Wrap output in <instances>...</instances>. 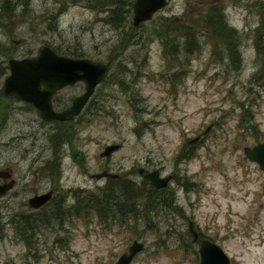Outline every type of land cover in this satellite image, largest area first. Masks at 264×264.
I'll use <instances>...</instances> for the list:
<instances>
[{
  "label": "rangeland",
  "instance_id": "1",
  "mask_svg": "<svg viewBox=\"0 0 264 264\" xmlns=\"http://www.w3.org/2000/svg\"><path fill=\"white\" fill-rule=\"evenodd\" d=\"M132 1L0 0V85L9 57L43 45L110 62L63 126L0 93V169L15 180L0 197V264H112L133 239L144 248L129 264H198L188 220L229 264H264V173L242 153L264 141V54L254 46L264 44V0H167L136 27ZM218 13L233 32L222 41L208 26ZM82 91L81 82L59 89L54 107ZM110 143L120 146L100 157ZM138 167L172 174L158 192L170 204L144 208L158 193H148ZM104 168L137 187L131 213L99 219L84 198L105 189L106 178L89 177ZM48 189L43 207L28 208V197Z\"/></svg>",
  "mask_w": 264,
  "mask_h": 264
},
{
  "label": "water",
  "instance_id": "2",
  "mask_svg": "<svg viewBox=\"0 0 264 264\" xmlns=\"http://www.w3.org/2000/svg\"><path fill=\"white\" fill-rule=\"evenodd\" d=\"M167 0H133L131 3V26L151 18L152 14L166 4ZM17 42V41H15ZM109 61L92 60L90 58L68 57L53 51L43 45L36 55L22 58L9 57L7 59L8 73L2 78L0 92L5 96H12L16 100L30 103L43 120L67 121L77 115L97 85L109 69ZM75 82L83 83L81 94L72 97L68 106L61 110L52 108L51 96L57 90ZM192 138L189 143L197 140L206 130ZM119 148L118 143H110L98 153L107 157L112 151ZM242 153L246 159L257 164L264 173V141L252 146H243ZM137 173L147 180L154 188L164 187L170 175L160 176L157 169L144 171L137 168ZM90 178L110 177L117 178L116 173L102 169L93 172ZM0 197L4 196L14 185V179L8 168L0 169ZM51 197V190L33 194L26 199V204L32 209L43 206ZM187 230L192 242L197 240V231L191 222ZM143 249L140 241L133 239L125 252L121 253L113 264H129L134 255ZM198 264H229V258L214 242L200 238L197 246Z\"/></svg>",
  "mask_w": 264,
  "mask_h": 264
},
{
  "label": "trees",
  "instance_id": "3",
  "mask_svg": "<svg viewBox=\"0 0 264 264\" xmlns=\"http://www.w3.org/2000/svg\"><path fill=\"white\" fill-rule=\"evenodd\" d=\"M126 11H127V9H125V12ZM121 15L123 16L122 13H121ZM210 17H215V20L209 21L208 26L210 27V30H211L210 33L213 35V37L216 39V41H222L223 39H228L229 35L232 34L233 32H232V29L228 28L225 25V23L222 20L221 14H219V13L215 14V15L212 14ZM188 33L192 36H191L190 40L186 39L185 42H186L187 49H191V47L195 43L196 36H194V34L191 33L190 31H188ZM254 46H255L257 53L259 52V50H263V54H264V49H263L264 44L258 38H256L254 40ZM168 53L170 54L171 52L168 51ZM228 56H229L230 60L232 59L233 61L239 59V54H236L233 51H229ZM55 122L58 123V121H55ZM60 125L63 126V125H65V123H60ZM61 139H62V136L59 135L56 138V141L60 142ZM119 178H117V179L107 178L106 179L107 180V186L105 187V189L103 191L100 192V194L98 196L84 197L90 201L89 206L94 207V213L96 214L97 217H99V219L102 216L109 215L114 211H116L120 214L123 212L124 213H131L132 210L134 209V206L136 205V203L133 201V198H135L137 195V192H138L137 187L130 181H126V183H122V184L118 185L120 183L118 181ZM115 186H116L117 190H115V188H114ZM106 190H108V191H106ZM114 191H117L118 193H120V195L116 196L114 194ZM160 191H164V189H155L153 187L148 188V193L150 192L151 194H154V195L156 194V192L158 193ZM158 195L157 196L155 195L152 198L147 197V199L145 201V205H144L145 209L147 207H149V208H147V211H149L155 204L159 205V204L165 203V199H167V197L163 196L160 198V196H161L160 193H158ZM171 202H172V200H171ZM151 203H154V205H152ZM75 205H77V203ZM75 209H76V206H74V211H75ZM52 214H54L53 216H56V215H59L60 212H58V213L53 212ZM11 221H13V220L11 219ZM28 223H29V221L26 219L24 221H22V224L25 226H29V225H27ZM28 228H31V226ZM24 242L27 245L29 240L24 239Z\"/></svg>",
  "mask_w": 264,
  "mask_h": 264
},
{
  "label": "flooded vegetation",
  "instance_id": "4",
  "mask_svg": "<svg viewBox=\"0 0 264 264\" xmlns=\"http://www.w3.org/2000/svg\"><path fill=\"white\" fill-rule=\"evenodd\" d=\"M51 103H52V107H53V109H56V108L54 107V105H53L52 97H51ZM87 103H88V101H87ZM87 103L84 105V107L87 105ZM64 107H65V106H64ZM64 107H63V108H64ZM84 107H83V108H84ZM83 108H82V110H83ZM61 109H62V108H61ZM82 110H81V111H82ZM81 111H80V112H81ZM37 113H38V112H37ZM38 115H39V114H38ZM51 121H56V120H51ZM69 121H70V120H69ZM48 122L51 123L50 121H48ZM67 122H68V121H65L64 123H67ZM58 123H63V122H59V121H58ZM52 125H53L54 127H57V125H55V124H52ZM62 128H63V127H62ZM172 178H173V176H172V174H170V180H171ZM0 180H1V179H0ZM1 181H2V180H1ZM51 190H52V189H51ZM52 191H53V190H52ZM188 221H190V220H188Z\"/></svg>",
  "mask_w": 264,
  "mask_h": 264
},
{
  "label": "bare ground",
  "instance_id": "5",
  "mask_svg": "<svg viewBox=\"0 0 264 264\" xmlns=\"http://www.w3.org/2000/svg\"><path fill=\"white\" fill-rule=\"evenodd\" d=\"M92 110H93V108H92ZM89 111H91L90 109H89ZM171 203V198L169 197V198H167V204H170ZM175 210H177V209H175Z\"/></svg>",
  "mask_w": 264,
  "mask_h": 264
}]
</instances>
